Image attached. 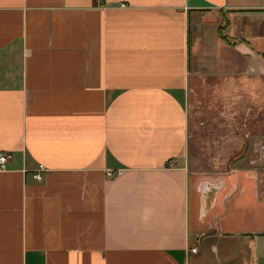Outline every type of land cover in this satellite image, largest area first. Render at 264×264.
I'll return each instance as SVG.
<instances>
[{"label":"crops","instance_id":"1","mask_svg":"<svg viewBox=\"0 0 264 264\" xmlns=\"http://www.w3.org/2000/svg\"><path fill=\"white\" fill-rule=\"evenodd\" d=\"M263 18L264 0H0V264H264L252 178L187 167L191 93L249 78Z\"/></svg>","mask_w":264,"mask_h":264},{"label":"rangeland","instance_id":"2","mask_svg":"<svg viewBox=\"0 0 264 264\" xmlns=\"http://www.w3.org/2000/svg\"><path fill=\"white\" fill-rule=\"evenodd\" d=\"M254 36L264 37V18L254 20ZM254 38V37H253ZM252 63L249 78L230 74L197 83L188 110L187 167L190 183L252 178L264 198V58ZM260 66V68H258ZM234 75L235 78H231Z\"/></svg>","mask_w":264,"mask_h":264},{"label":"built area","instance_id":"3","mask_svg":"<svg viewBox=\"0 0 264 264\" xmlns=\"http://www.w3.org/2000/svg\"><path fill=\"white\" fill-rule=\"evenodd\" d=\"M94 1H99V0H94ZM120 6H123L124 3L120 2L119 3ZM7 157H9L8 153H4V152H0V167L3 166L4 161L7 159ZM41 171H43V168L41 166H38V168L36 169V171L32 174L34 178H40L41 177ZM112 172L111 170H106V174L110 175ZM190 251H194L195 248L194 247H190L189 248Z\"/></svg>","mask_w":264,"mask_h":264},{"label":"water","instance_id":"4","mask_svg":"<svg viewBox=\"0 0 264 264\" xmlns=\"http://www.w3.org/2000/svg\"><path fill=\"white\" fill-rule=\"evenodd\" d=\"M204 183H207V184H209L208 182H205V181H204Z\"/></svg>","mask_w":264,"mask_h":264}]
</instances>
